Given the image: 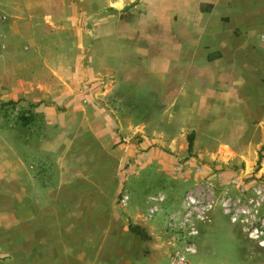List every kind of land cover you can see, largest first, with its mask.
I'll list each match as a JSON object with an SVG mask.
<instances>
[{"label": "crops", "instance_id": "1", "mask_svg": "<svg viewBox=\"0 0 264 264\" xmlns=\"http://www.w3.org/2000/svg\"><path fill=\"white\" fill-rule=\"evenodd\" d=\"M102 3L3 0L0 18L27 22L19 31L0 33L18 36L21 42L19 36L28 40L25 45L3 44V49L12 47L17 51L23 46L37 52L72 51L73 61L61 71H53L50 82H67L69 88L70 75V82L78 85L75 90L80 92L84 83L94 88L98 80H107L108 90L116 99V108L110 111L113 116H109L114 141L120 140L119 134L145 123L142 118L134 122L130 111L122 109L120 84L130 79L129 73L148 78L156 85L158 123L164 126L160 127L161 132L169 129L180 132L185 128L193 131L194 111L206 108L205 102L219 91L217 83L227 82L222 76H230L233 70L238 72L236 69L242 70L243 77L245 71L255 76L257 71L264 74V0H105ZM83 14L89 16L91 24L86 37L85 30L74 24ZM47 18L57 22V29L67 31L59 44L43 34L41 26L35 28ZM95 41L98 46L101 43L103 47H111L110 57L116 61L106 66L100 64L98 68L92 66L88 71L83 65L87 56L81 52L88 51L87 55L92 57ZM119 72L123 73L121 82ZM220 91L223 92L222 87ZM118 111H124L119 112L122 118L118 117ZM19 144L26 145L25 153L14 149L13 143L0 146V241L9 256V264H168L170 246L163 231V217L151 220L137 206L128 212L126 206L102 205L99 184L91 185V178L86 179L79 166L76 172H70V159L63 154L61 146L54 147L45 139L31 142L30 138ZM27 144L34 146L28 149ZM52 149L61 155L56 156ZM50 153L54 154L53 162L47 160ZM28 154H33V161L25 166L24 158ZM73 162L79 165L80 161ZM219 211L215 218L218 233L224 234L229 247L237 231L242 233L241 226ZM60 221L72 226L64 239H57L60 234L55 229ZM33 222L50 226L52 236L42 241L30 240L34 247L42 244V248L30 246L28 250L22 235L24 227ZM128 224L142 228L146 238L129 231ZM197 244L193 254L197 253ZM234 245L239 246V241ZM202 263L206 264V260Z\"/></svg>", "mask_w": 264, "mask_h": 264}, {"label": "rangeland", "instance_id": "2", "mask_svg": "<svg viewBox=\"0 0 264 264\" xmlns=\"http://www.w3.org/2000/svg\"><path fill=\"white\" fill-rule=\"evenodd\" d=\"M92 1L95 5L101 1L103 5L105 0ZM88 17L83 14L74 21L85 30V37L91 30ZM26 22L7 20L1 16L0 32L19 31ZM56 23L47 18L39 21V26L35 28L41 26L43 34L59 44L65 39L67 31L57 29ZM19 37L22 42L17 39L18 36L0 33V146L13 143L14 149L25 153L23 149L26 145L19 143L28 138L31 142L45 139L51 141L54 147L61 146L63 154L70 159L69 171L76 172L79 166L86 179L91 178V185L99 184L102 205L126 206L128 212L137 206L146 216L149 198L162 193L164 200L151 220L164 218L187 191H198L202 199L211 194L216 204L206 213L207 219L198 225L199 234L195 239L198 249L196 254L188 256L189 263L201 264L206 260V264H264V247H259L255 240L247 236L250 225L264 223V150L256 163L264 136L262 71H257L256 76L245 71L246 76L243 77L242 70L236 69L238 72L233 73V70L230 76H222L227 82L217 83L215 86L219 91L205 102L206 108L199 107L194 111L191 118L193 156L186 158L185 136L190 129L180 132L159 130L163 124L158 123L157 88L150 79L141 78L133 72L129 73L130 79L120 84L122 109L130 111L134 122L142 118L145 123L141 127H133L131 132L125 133L127 135L119 134L120 140L114 141L109 116H113L110 111L116 108V99L108 90L110 84L107 80H98L94 88L84 83L80 92H76L75 86L78 85L71 83L70 75L69 88L65 85L67 82H50L54 78L52 72L61 71L67 63H71L74 53L60 50L37 52L23 46L17 51L12 47L3 49V44L28 43L27 37ZM8 39L12 41L7 43ZM92 45L95 46V52L92 50L90 53L92 57L89 58L88 51L81 52L84 57L87 56L83 63L85 69L91 71L92 66L98 68L100 64L106 66L116 61L110 57L113 52L111 47H103L101 43L98 46L96 41ZM118 68L122 70L121 66ZM121 74L118 73L120 82ZM219 80L222 81L221 78ZM119 112L124 111L117 112L122 118ZM26 116L28 120L23 124ZM178 119L181 120L180 117ZM28 146L30 149L34 145ZM54 149L56 156L61 155ZM32 155L24 158L25 166L33 161ZM53 157L54 154L50 153L47 160L53 162ZM77 159L79 165L73 162ZM124 196L127 199L122 202ZM221 200L227 203L230 214L237 215L236 222L242 231H237L229 247L224 234L218 233L215 221L219 210H222ZM58 219L63 220L61 217ZM61 221L55 229L60 234L57 239H64L72 227ZM37 223L24 227L22 239L28 250H31L30 246H35L30 240L42 241L52 236L50 226ZM208 229L211 232H206ZM237 240L239 246L234 245ZM34 248H42V244ZM206 248L208 252H205ZM0 264H9V256L1 241Z\"/></svg>", "mask_w": 264, "mask_h": 264}, {"label": "built area", "instance_id": "3", "mask_svg": "<svg viewBox=\"0 0 264 264\" xmlns=\"http://www.w3.org/2000/svg\"><path fill=\"white\" fill-rule=\"evenodd\" d=\"M264 38V36H263ZM126 196L122 199L125 202ZM164 200L162 193L149 198L150 204L146 208V216L152 217L159 211V206ZM215 201L210 197L202 199L196 190H190L180 198L179 204L172 210L167 211L163 218V231L169 239L170 251L168 264H190L188 256L196 251L195 239L199 234L198 225L207 219V212L215 206ZM220 207L224 213L228 212V205L221 200ZM231 221H236L237 215L229 213ZM247 236L255 240L259 247H264V223L259 226L250 225Z\"/></svg>", "mask_w": 264, "mask_h": 264}, {"label": "trees", "instance_id": "4", "mask_svg": "<svg viewBox=\"0 0 264 264\" xmlns=\"http://www.w3.org/2000/svg\"><path fill=\"white\" fill-rule=\"evenodd\" d=\"M11 103V101H9ZM8 103V102H7ZM6 104V103H5ZM28 118L27 116L23 118V121L22 123L25 124V122H27ZM193 136H194V132L193 131H190L189 133L186 134L185 138H186V152H187V156L186 158L188 157H191L193 156L191 150H192V141H193ZM264 150V136H263V141L258 149V158L256 160V163L258 164L259 160H260V156H261V151ZM257 168V167H256ZM127 228L129 231L133 232L134 234L138 235L140 238H146V234L144 232V230L136 225H131V224H128L127 225Z\"/></svg>", "mask_w": 264, "mask_h": 264}]
</instances>
